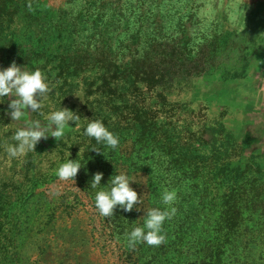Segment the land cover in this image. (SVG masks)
Listing matches in <instances>:
<instances>
[{
	"label": "rangeland",
	"instance_id": "374dc122",
	"mask_svg": "<svg viewBox=\"0 0 264 264\" xmlns=\"http://www.w3.org/2000/svg\"><path fill=\"white\" fill-rule=\"evenodd\" d=\"M14 58L53 87L27 119L81 118L9 158L23 123L14 97L0 103V264H264V0H0V66ZM87 119L119 146L86 136ZM68 159L75 185L55 174ZM120 173L142 209L105 218L95 195ZM165 188L166 242L128 247Z\"/></svg>",
	"mask_w": 264,
	"mask_h": 264
},
{
	"label": "clouds",
	"instance_id": "9594fccd",
	"mask_svg": "<svg viewBox=\"0 0 264 264\" xmlns=\"http://www.w3.org/2000/svg\"><path fill=\"white\" fill-rule=\"evenodd\" d=\"M52 92L53 87L49 85L47 77L39 68L29 71L26 66L22 68L13 61L8 68L0 70V103L3 102L4 97H14L8 104L10 111L7 114L13 122L23 123V126L18 127L12 136V140L16 143L5 147L9 158L22 157L30 151L35 152V147L41 139L47 140L53 137L57 142L62 140L66 131L72 128L69 126V121L75 122L77 126L81 116L67 108L48 114L45 117L46 123L26 118L30 112L39 113ZM88 121L84 133L86 136L94 138L98 144L102 143L111 149L119 146V137L109 131L102 121L97 119ZM82 151L83 149L80 148L77 156ZM92 151L105 156L97 148H93ZM81 167L78 159H68L67 162L58 166L55 174L60 181L70 180L75 185V177ZM102 178L103 173L96 172L90 182V188L97 189L101 185ZM133 182L135 181L130 180L124 173L112 176L107 184L109 187L96 192L95 207L99 214L105 218H111L117 206L125 212H131L134 208L138 212L141 211L142 208L139 205L143 203L142 196H138L137 192L130 187ZM176 199V191L165 188L161 201L168 207L164 210L150 208L146 214L144 212V226L135 227L130 233H126L128 247L135 248L139 243L158 247L165 243L166 234L163 231V225L166 220H171L175 216L177 208L172 205Z\"/></svg>",
	"mask_w": 264,
	"mask_h": 264
},
{
	"label": "trees",
	"instance_id": "16d2710c",
	"mask_svg": "<svg viewBox=\"0 0 264 264\" xmlns=\"http://www.w3.org/2000/svg\"><path fill=\"white\" fill-rule=\"evenodd\" d=\"M16 58H14V61H15ZM17 62V61H16ZM15 62V63H16ZM17 64V63H16ZM8 66H6L7 68ZM5 67H1L0 66V70H3V69H6ZM10 97H4L3 98V101H7ZM5 111H6V106L5 105H0V119L1 117L3 116V114H5ZM134 172V171H133ZM98 190V189H97ZM101 190V189H100ZM6 237V231L5 229H3V224L0 223V238H5Z\"/></svg>",
	"mask_w": 264,
	"mask_h": 264
}]
</instances>
